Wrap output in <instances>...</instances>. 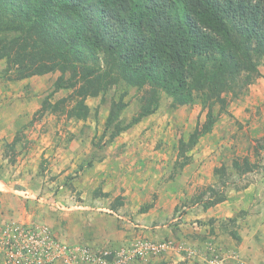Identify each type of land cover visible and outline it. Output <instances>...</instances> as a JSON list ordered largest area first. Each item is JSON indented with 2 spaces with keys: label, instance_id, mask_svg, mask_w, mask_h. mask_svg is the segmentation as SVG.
I'll return each mask as SVG.
<instances>
[{
  "label": "rangeland",
  "instance_id": "rangeland-1",
  "mask_svg": "<svg viewBox=\"0 0 264 264\" xmlns=\"http://www.w3.org/2000/svg\"><path fill=\"white\" fill-rule=\"evenodd\" d=\"M4 68L1 59L0 186L36 198L11 192L2 228L44 226L94 250L166 245L125 264H264V58L195 142L198 100L175 105L164 91L148 98V86L119 83L85 97L82 118L74 89L54 90L58 71L12 80ZM113 103L121 110L107 126ZM116 122L127 128L111 138Z\"/></svg>",
  "mask_w": 264,
  "mask_h": 264
},
{
  "label": "trees",
  "instance_id": "trees-1",
  "mask_svg": "<svg viewBox=\"0 0 264 264\" xmlns=\"http://www.w3.org/2000/svg\"><path fill=\"white\" fill-rule=\"evenodd\" d=\"M262 58L264 0H0L6 76L58 71L54 90L73 88L80 98L74 115L82 118L87 96L119 83L148 86V98L164 91L175 105L200 101L206 113L195 142L224 110L225 95L243 92L259 74ZM111 109L107 126L121 104ZM126 128L116 122L110 137ZM179 148L188 147L180 141Z\"/></svg>",
  "mask_w": 264,
  "mask_h": 264
},
{
  "label": "built area",
  "instance_id": "built-area-1",
  "mask_svg": "<svg viewBox=\"0 0 264 264\" xmlns=\"http://www.w3.org/2000/svg\"><path fill=\"white\" fill-rule=\"evenodd\" d=\"M61 241L44 226L8 222L2 228L0 253L4 264H125L136 257L156 254L166 246L137 241L119 250H94Z\"/></svg>",
  "mask_w": 264,
  "mask_h": 264
},
{
  "label": "crops",
  "instance_id": "crops-1",
  "mask_svg": "<svg viewBox=\"0 0 264 264\" xmlns=\"http://www.w3.org/2000/svg\"><path fill=\"white\" fill-rule=\"evenodd\" d=\"M3 184H4L3 186H0V238H1V228L4 221L8 220L13 215L11 192L12 193L14 192V194L16 193L21 194L24 198H29V199L36 198L29 191H23V190L19 191L17 189H15L14 191L11 188H9L5 183ZM0 264H4L2 253H0Z\"/></svg>",
  "mask_w": 264,
  "mask_h": 264
}]
</instances>
